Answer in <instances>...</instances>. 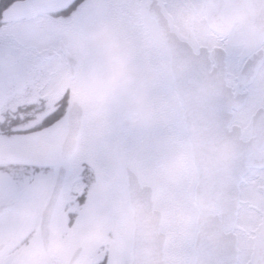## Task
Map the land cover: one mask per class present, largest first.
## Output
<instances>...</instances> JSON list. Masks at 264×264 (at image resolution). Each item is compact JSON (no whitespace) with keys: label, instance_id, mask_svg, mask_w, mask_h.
Wrapping results in <instances>:
<instances>
[{"label":"flooded vegetation","instance_id":"obj_1","mask_svg":"<svg viewBox=\"0 0 264 264\" xmlns=\"http://www.w3.org/2000/svg\"><path fill=\"white\" fill-rule=\"evenodd\" d=\"M7 1L14 23L45 7L80 17L85 1L96 2L98 12L108 4L113 17L108 47L93 33L95 104L78 97L77 161L81 177L89 167L93 180L73 200L87 190L96 208L94 227L78 234L71 248L54 247V237L63 240L66 231V222H56L57 213L68 214L66 166L47 247L39 228L42 210L25 233L0 223V264H133L129 170L151 187L153 209L161 213L159 264H264V0ZM4 47L0 41V53ZM32 74L30 68L26 84L19 72L10 75L7 90L0 84V220L19 215L28 195L46 177L53 179L52 165L62 163L60 157L52 162L36 138L32 114L28 120L22 114L35 109ZM186 93L189 109L207 114L190 131L181 98ZM101 94L108 99L99 104ZM20 118L27 128H20Z\"/></svg>","mask_w":264,"mask_h":264},{"label":"rangeland","instance_id":"obj_2","mask_svg":"<svg viewBox=\"0 0 264 264\" xmlns=\"http://www.w3.org/2000/svg\"><path fill=\"white\" fill-rule=\"evenodd\" d=\"M85 3L84 14L80 17H73L72 22L61 15L56 16L59 12L62 14L65 8H48L44 6L45 10L43 11L46 14L40 13L35 17H25V20L19 19L20 22L18 23L12 22L14 25L5 28L4 34L1 37L5 47L1 49L0 53V84H3L6 90L9 89L8 78H11L10 75L16 72L21 74V83H27L31 64L26 60L35 57L32 61L33 67H31L33 68V73L37 72V84L35 87H31L35 89L34 101H36L37 105L31 113L22 111V114L26 116L25 120H28V115L32 114L31 124L35 123L33 129L36 130L34 134L37 136V139L42 140V145L45 144L46 149L49 151L47 153L54 155L53 160H51L52 162L59 157L60 141L66 127V110L71 100L81 97L85 99L87 106L91 107L95 104V80L93 81L95 62L92 57L93 41L95 38L93 33L98 38L97 40H101L104 47H108L111 41V33L107 29H109L110 19L113 16L109 12L108 4L100 5L99 11L102 13L99 14L95 10L90 9L96 2L86 1ZM11 9L12 7L7 9L6 12L4 11V22L12 20L13 10L11 12ZM23 12L20 9L19 13L16 11V15H20L21 18ZM52 13L56 17L52 16ZM63 19L66 22L63 23ZM15 45L18 47L17 49L13 48ZM13 49L16 51V56L10 54L13 52ZM62 50H66L67 53H72L80 59L81 64L76 67L73 78L69 75V66ZM49 51H56V54L50 55ZM49 56H51V59L47 60ZM40 60L43 63L44 61L45 63L50 62L48 65H51L47 70L43 69V63L40 65ZM44 70L49 72H47L48 75L44 76L46 74ZM105 84L103 89L107 91L108 83ZM21 94L23 95V91ZM103 97L107 98L108 96L107 94H101L99 104L104 103L105 99ZM105 102L107 101L105 100ZM25 120L19 119L21 123L20 128L28 127L27 123L24 124ZM150 139L152 140V138ZM63 163L69 168L66 185H72L77 192L82 191L83 185H86L87 181L93 178V176L91 177L92 172H89L88 168L83 172V178L81 177L82 172H80L81 169L78 166L76 154L70 161ZM52 170V178L54 179L57 167L55 169L52 167ZM53 179L50 182V177H46V181L41 182L40 188L35 190V193L39 191V194L34 195L35 193H32L23 201V204H21L22 210L19 215H14L13 213L6 214L0 220V223L5 227L15 228L21 226V233H25L34 224V219L36 218V221L39 219V214L48 197ZM73 187L68 189V191L65 189L63 197V202L68 201L66 205L64 204L63 211L65 213L68 212L69 217L60 212L56 214L58 218L56 222H66V231L64 232L63 240L58 241L54 237L53 244L55 248H71L75 243H78V234H82L81 232L83 231H90V228L94 227V222L96 221L95 219H91L95 215L94 210H96V208L93 209V206H95L93 202L81 199L78 201L73 200L75 196ZM164 195H166L165 199L169 198V194ZM30 197L32 198L30 199ZM170 200H172V197ZM30 204H32V207ZM30 207L32 210H30ZM75 207H78V214L75 217L76 219L77 217L80 219L77 225H75L76 219L74 223L69 224L71 222L70 214L74 213L73 208ZM102 211L106 210L103 208ZM32 212L35 213V216ZM24 219L25 224H23ZM71 228L73 229L71 230ZM99 231L104 232L105 229L100 227Z\"/></svg>","mask_w":264,"mask_h":264},{"label":"water","instance_id":"obj_3","mask_svg":"<svg viewBox=\"0 0 264 264\" xmlns=\"http://www.w3.org/2000/svg\"><path fill=\"white\" fill-rule=\"evenodd\" d=\"M70 67L72 73H74V66L76 59L69 58ZM82 109L78 102H74L68 112V130L66 136L61 145V155L63 158H68L77 145V135L81 126ZM66 174L65 167L61 166L55 181V185L52 191V196L46 205L42 221V235L44 242H47L49 237V222L52 215V211L59 193L64 183V177ZM230 181L233 176L230 175ZM130 186H132L133 204L135 207L136 228H135V256L137 263L142 264L144 259H148V264H159V257L162 252V245L164 238L158 233L159 227V213L151 212L152 200L151 192H146L139 188L138 179L135 174L130 175ZM143 195V197H142ZM143 219V221H141Z\"/></svg>","mask_w":264,"mask_h":264},{"label":"trees","instance_id":"obj_4","mask_svg":"<svg viewBox=\"0 0 264 264\" xmlns=\"http://www.w3.org/2000/svg\"><path fill=\"white\" fill-rule=\"evenodd\" d=\"M8 1L7 0H0V10L2 8H5V6L7 5Z\"/></svg>","mask_w":264,"mask_h":264}]
</instances>
